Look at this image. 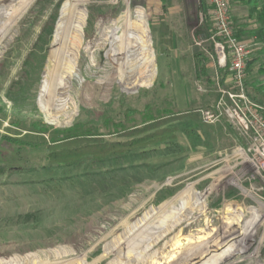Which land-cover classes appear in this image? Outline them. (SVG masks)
I'll return each mask as SVG.
<instances>
[{
  "label": "rangeland",
  "instance_id": "rangeland-1",
  "mask_svg": "<svg viewBox=\"0 0 264 264\" xmlns=\"http://www.w3.org/2000/svg\"><path fill=\"white\" fill-rule=\"evenodd\" d=\"M228 3L264 108V39L244 0ZM214 24L206 0H0V264H264L252 139L202 113L234 86ZM162 118L175 139L98 154ZM72 134L99 157L50 167Z\"/></svg>",
  "mask_w": 264,
  "mask_h": 264
},
{
  "label": "built area",
  "instance_id": "built-area-1",
  "mask_svg": "<svg viewBox=\"0 0 264 264\" xmlns=\"http://www.w3.org/2000/svg\"><path fill=\"white\" fill-rule=\"evenodd\" d=\"M206 1L214 17L215 33L212 40L219 65L229 69L234 86L221 90L217 114L202 113L210 122L226 118L241 133L250 136L253 142L251 163L258 171L264 172V108L246 94L251 47L237 37L228 0Z\"/></svg>",
  "mask_w": 264,
  "mask_h": 264
},
{
  "label": "trees",
  "instance_id": "trees-1",
  "mask_svg": "<svg viewBox=\"0 0 264 264\" xmlns=\"http://www.w3.org/2000/svg\"><path fill=\"white\" fill-rule=\"evenodd\" d=\"M244 2L250 9V15L255 17L256 22L259 25L258 29H255L254 31L251 32V35L259 39H264V0H244ZM168 34H169V27L166 25H162L160 41L165 45L168 43ZM239 35L237 34V36ZM258 61H259V56L250 58L247 67L248 74H251L254 71L255 65ZM259 70L264 73V65H260ZM259 84H260L259 90L262 94H264V81ZM170 121L172 122V118L171 119L162 118L159 121H157L155 124L147 125V127L142 129H136L132 131L133 133L129 134V136L134 137L141 133H146L151 129H155V130L157 129V130L151 134L149 133L141 137H136L126 142L107 143L106 141H98L96 144L102 145V148H100L99 149L100 151L97 152L98 154H100V157L119 156L149 144H154V143L156 144L167 140H173L175 139L176 132L178 129L175 127L163 128V129L161 128L163 124H166L167 122ZM79 136L82 135H78V134L67 135L60 140V143L58 145L55 146L50 145L51 146L49 148L50 152L45 156V159L49 163L50 167L65 166L73 162H79L82 158L89 155L92 157L98 156V155L96 156L91 155L93 154V152L85 153L84 142L86 141H84L83 139H79L78 138ZM4 142L8 143L9 145L11 144H17L20 146L30 145L27 142L19 141L18 139H13L11 137H5ZM75 146L77 149L75 148ZM18 171L19 170L17 169H3V172H8V173H15Z\"/></svg>",
  "mask_w": 264,
  "mask_h": 264
},
{
  "label": "crops",
  "instance_id": "crops-1",
  "mask_svg": "<svg viewBox=\"0 0 264 264\" xmlns=\"http://www.w3.org/2000/svg\"><path fill=\"white\" fill-rule=\"evenodd\" d=\"M236 13V12H235ZM238 14V13H237Z\"/></svg>",
  "mask_w": 264,
  "mask_h": 264
}]
</instances>
